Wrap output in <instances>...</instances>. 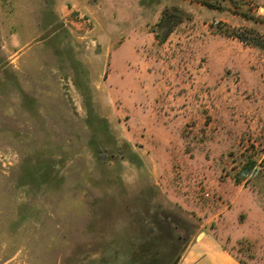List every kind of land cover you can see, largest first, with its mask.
Wrapping results in <instances>:
<instances>
[{
  "label": "rangeland",
  "instance_id": "1",
  "mask_svg": "<svg viewBox=\"0 0 264 264\" xmlns=\"http://www.w3.org/2000/svg\"><path fill=\"white\" fill-rule=\"evenodd\" d=\"M264 264V0H0V264Z\"/></svg>",
  "mask_w": 264,
  "mask_h": 264
},
{
  "label": "crops",
  "instance_id": "2",
  "mask_svg": "<svg viewBox=\"0 0 264 264\" xmlns=\"http://www.w3.org/2000/svg\"><path fill=\"white\" fill-rule=\"evenodd\" d=\"M201 246L204 254L198 258L184 260L183 264H241L223 253L221 246L216 243H206Z\"/></svg>",
  "mask_w": 264,
  "mask_h": 264
},
{
  "label": "water",
  "instance_id": "3",
  "mask_svg": "<svg viewBox=\"0 0 264 264\" xmlns=\"http://www.w3.org/2000/svg\"><path fill=\"white\" fill-rule=\"evenodd\" d=\"M179 262V259H176L173 264H177Z\"/></svg>",
  "mask_w": 264,
  "mask_h": 264
}]
</instances>
